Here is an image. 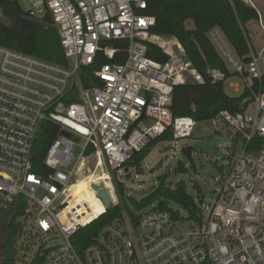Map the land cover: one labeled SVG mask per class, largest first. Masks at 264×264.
<instances>
[{"label":"built area","instance_id":"1","mask_svg":"<svg viewBox=\"0 0 264 264\" xmlns=\"http://www.w3.org/2000/svg\"><path fill=\"white\" fill-rule=\"evenodd\" d=\"M17 1L25 20L36 21L39 9L51 15L74 65L0 46V234L15 221L16 264H31L37 256L41 264H264V46L254 53L252 36L242 27L249 49L244 63L219 29L209 32L245 95L236 113L222 111L208 120L220 138L221 164L206 206L205 198L198 203L189 192L197 220L173 204L171 212L153 204L105 225L87 243L81 231L118 203L111 202L117 198L114 181L123 184L118 170L131 156L168 130L172 141L193 135L196 122L171 112L172 92L205 78L175 39L163 46V38L151 34L155 18L147 14V0ZM240 1L254 8L250 0ZM258 22L264 31L259 14ZM147 43L168 60L149 58ZM122 51L124 61L114 62ZM96 64L92 75L100 86L83 88L80 67ZM206 75L211 84L226 80L216 68ZM73 92L79 101L67 103ZM44 123L57 130L45 152V176L31 162ZM83 179L103 212L93 213L85 200L71 204L72 187ZM100 184L108 208L92 188Z\"/></svg>","mask_w":264,"mask_h":264},{"label":"trees","instance_id":"2","mask_svg":"<svg viewBox=\"0 0 264 264\" xmlns=\"http://www.w3.org/2000/svg\"><path fill=\"white\" fill-rule=\"evenodd\" d=\"M4 8L18 9L19 13L22 14L17 0H0V10ZM147 14L155 18V25L151 29V34L158 37L174 38L181 45L192 65L205 78V83L202 85L188 83L184 86L174 87L170 108L173 116L190 117L198 123L210 120L222 111L236 113L239 110V102L245 93L231 97L225 93L223 82L211 84L208 80L206 75L208 68L221 70L225 79L231 74L207 34L209 30L218 28L236 55L243 59L244 63H247L249 49L241 26L244 27L247 23L258 20L256 10L240 0H147ZM9 21L8 24L0 21V46L61 66L68 65L50 14H45L42 19L49 24V28L46 29L36 21L26 20L28 22L27 28L19 32L12 26L13 19L11 17H9ZM187 21L193 23L192 29L185 26ZM121 47L124 48L125 45L123 44ZM147 56L160 63L166 62L169 58L161 48L152 43H147ZM124 58H126V53L122 51L114 62L122 63ZM98 68L99 65L96 64L79 73L83 88L100 86L98 79L92 75V72ZM78 101L76 92H73L72 97L67 98L66 102ZM56 136L57 130L54 125L50 123L42 125L31 156L34 172L43 176L46 175L47 170L43 164L45 152ZM171 140L172 133L169 130L150 140L140 152L131 156L123 168L132 167L139 170L143 160L157 143ZM192 151L193 148L190 146L181 148L182 155L190 161ZM185 169V164L178 161L176 171L183 173ZM157 180L158 184L152 191L139 200L126 196L124 185L114 181L118 203L111 206L101 217L81 231L80 234H85L86 242H90L93 234H96L105 225L122 220L125 215L132 217V210H142L153 204L158 210L170 212L169 204L176 205L183 210L190 220L196 221L197 203L192 194L188 192L185 182L180 180L172 186L166 183L167 178L165 176L158 177ZM192 190L196 193V201L202 203L204 194L201 188L192 183ZM103 210L102 208L100 213ZM19 214L20 210L15 218ZM173 216L176 218L177 214ZM136 220L137 218L133 219L135 223ZM5 231L7 235L1 246V264H16L17 244L14 242V237L18 232V227L14 220ZM31 264H41V257L37 256Z\"/></svg>","mask_w":264,"mask_h":264},{"label":"rangeland","instance_id":"3","mask_svg":"<svg viewBox=\"0 0 264 264\" xmlns=\"http://www.w3.org/2000/svg\"><path fill=\"white\" fill-rule=\"evenodd\" d=\"M250 1L257 14L261 16V23L264 26V0ZM45 14L46 12L43 9L35 10L33 19L36 21L42 20ZM0 21L5 24L10 22L9 17L2 15L1 10ZM185 26L188 29H192L193 23L187 21ZM246 30L252 36L250 44L253 48V52L258 53L264 46V31L258 20H254L247 24ZM169 40V38H163V40L158 41L161 44L162 41ZM163 44L166 43L164 42ZM169 45L170 43L167 44L166 47L168 48ZM171 48L174 49L172 44ZM216 49L220 55L221 53L217 47ZM68 63L73 67V60L69 59ZM231 74L232 75L224 81L223 88L227 95L237 97L242 91V81L235 74ZM75 80L77 81V78L74 77V81ZM234 85H237V87L234 88ZM219 143L220 138L211 128L208 120L196 123L193 135L190 138L157 143L148 156L143 160L139 170L130 167L127 169L128 171L126 172V175L124 168L118 170V176L120 177V181L124 184L126 196L137 200L143 198L158 184L157 178L165 176L167 178L166 183L171 184L172 186L180 180L184 181L187 190L190 193L192 192V183L197 184L204 194L205 200L203 203L204 206H206L210 202L212 194L218 186L217 181L219 172L216 169V165L221 164V161L217 160L219 157L217 145ZM186 146L193 148L191 161L186 159L181 153V148ZM178 161H182L185 164V172L178 173V171H176V164ZM92 165L93 162H89V166L91 167ZM103 169L106 170V167ZM84 181H88V179H84ZM77 183L79 184V181ZM77 183L72 187V192L74 194V201L72 204H79L84 196L77 188ZM116 200L118 202V198H113L111 202H116ZM173 207L175 208L176 205H173ZM6 235V231L1 232L0 234V264L2 260L1 246L6 240Z\"/></svg>","mask_w":264,"mask_h":264},{"label":"water","instance_id":"4","mask_svg":"<svg viewBox=\"0 0 264 264\" xmlns=\"http://www.w3.org/2000/svg\"><path fill=\"white\" fill-rule=\"evenodd\" d=\"M2 15H4L5 17H11L13 19L12 21V26L14 27L15 30L22 32L24 31L27 26H28V22L23 19L18 11V9H14V8H4L1 10ZM40 26L46 28H49V24H47L46 22L42 21V20H38L36 21ZM81 72H83L85 70V68L83 66L80 67ZM128 170L125 169V173ZM92 188L94 190H98V195L99 197L102 199L103 203L105 204L106 208L109 207V198L107 196L106 191L102 188V184H100L99 186L96 185H92Z\"/></svg>","mask_w":264,"mask_h":264},{"label":"bare ground","instance_id":"5","mask_svg":"<svg viewBox=\"0 0 264 264\" xmlns=\"http://www.w3.org/2000/svg\"><path fill=\"white\" fill-rule=\"evenodd\" d=\"M163 43H164V41H162L161 44H163ZM77 185H78L77 188L79 189V191L82 192V194L84 195L83 200H85V202H87L89 204V207L91 208L92 212L93 213L100 212V210H102L103 206L100 204L99 200L93 196L92 192L90 191L89 181H84V179L79 180V184L77 183ZM73 201H74V198H73L72 202ZM72 202H71V204H72ZM76 204H72V205H76ZM90 215H88V216H90ZM88 216L86 218H88Z\"/></svg>","mask_w":264,"mask_h":264},{"label":"crops","instance_id":"6","mask_svg":"<svg viewBox=\"0 0 264 264\" xmlns=\"http://www.w3.org/2000/svg\"><path fill=\"white\" fill-rule=\"evenodd\" d=\"M252 22V21H251ZM250 23V22H249ZM249 23H247V24H249ZM246 24V25H247ZM246 25L244 26V28H245V30H246ZM242 27L243 26H241V30H242ZM213 29H218V28H213ZM212 30V29H211ZM211 30H209V32L211 31ZM209 32H208V38H209ZM223 34V33H222ZM224 35V34H223ZM225 37V36H224ZM163 38H166V37H163ZM169 39H174V38H169ZM210 39V38H209ZM211 41V40H210ZM212 42V41H211ZM213 44V43H212ZM214 45V44H213ZM231 46V45H230ZM215 47V46H214ZM217 50V49H216ZM218 52V51H217ZM233 52H234V54L236 55V53H235V51H234V49H233ZM219 54V53H218ZM220 56V55H219ZM237 56V55H236ZM238 57V56H237ZM220 58H221V56H220ZM222 59V58H221ZM223 60V59H222ZM224 62V61H223ZM226 65V64H225ZM227 67V66H226ZM228 72L231 74L232 72H230L229 70H228ZM223 83H224V81H223Z\"/></svg>","mask_w":264,"mask_h":264}]
</instances>
